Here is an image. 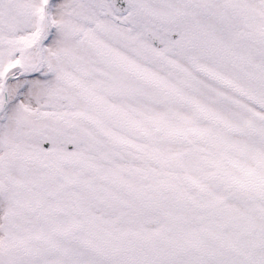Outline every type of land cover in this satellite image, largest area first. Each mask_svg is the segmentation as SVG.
<instances>
[{"label":"snow or ice","instance_id":"1","mask_svg":"<svg viewBox=\"0 0 264 264\" xmlns=\"http://www.w3.org/2000/svg\"><path fill=\"white\" fill-rule=\"evenodd\" d=\"M0 264H264V0H0Z\"/></svg>","mask_w":264,"mask_h":264}]
</instances>
